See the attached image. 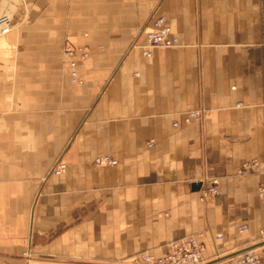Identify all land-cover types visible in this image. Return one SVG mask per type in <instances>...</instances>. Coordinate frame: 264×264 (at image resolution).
I'll use <instances>...</instances> for the list:
<instances>
[{
  "label": "crops",
  "instance_id": "obj_1",
  "mask_svg": "<svg viewBox=\"0 0 264 264\" xmlns=\"http://www.w3.org/2000/svg\"><path fill=\"white\" fill-rule=\"evenodd\" d=\"M1 14L13 28L0 37V264H131L199 234L210 263L253 244L264 0H0ZM158 16L179 45L145 58ZM65 44L88 52L79 83ZM189 111L202 121L184 126ZM213 179L219 195L202 199Z\"/></svg>",
  "mask_w": 264,
  "mask_h": 264
},
{
  "label": "built area",
  "instance_id": "obj_2",
  "mask_svg": "<svg viewBox=\"0 0 264 264\" xmlns=\"http://www.w3.org/2000/svg\"><path fill=\"white\" fill-rule=\"evenodd\" d=\"M23 2L25 0H22ZM13 28L12 19L7 14L0 15V37L6 36ZM179 45V40L172 34L171 28L168 26L164 17L158 16L152 20L151 28L144 34V45L142 47V55L150 58L155 49L173 48ZM63 55L67 59L69 66V74L72 82L79 83L77 75L78 62L84 61L88 57L87 50L80 46L74 47L65 44L63 47ZM203 119L202 111H189L184 114L182 123L188 126L193 123H200ZM173 127L177 128L178 123L174 122ZM95 166H115L117 161L110 156H99L93 159ZM257 160L243 163L237 170L240 175L248 173L250 170L258 168ZM65 170V164L57 160L51 168L50 174L54 176L61 175ZM201 198L207 196H218V181L213 179L209 185L200 191ZM258 198L264 204V187L259 188ZM248 231L246 224H240L236 228L238 235H243ZM203 234L189 236L185 239L172 242L169 245L168 252L162 257H155L148 253H142L131 260V264H260L259 248L264 245V227L260 228L255 236L252 245L239 250L237 254L227 257L217 258L215 261L206 263L202 258L204 245L202 242ZM221 234L215 235V239L220 240Z\"/></svg>",
  "mask_w": 264,
  "mask_h": 264
},
{
  "label": "rangeland",
  "instance_id": "obj_3",
  "mask_svg": "<svg viewBox=\"0 0 264 264\" xmlns=\"http://www.w3.org/2000/svg\"><path fill=\"white\" fill-rule=\"evenodd\" d=\"M8 15V14H7ZM8 16H10V15H8ZM205 198H209V196H207V197H205ZM204 198V199H205ZM261 247V246H260ZM243 249V248H242ZM242 249H240V250H242ZM239 251H237L235 254H237ZM258 252H259V250H258Z\"/></svg>",
  "mask_w": 264,
  "mask_h": 264
}]
</instances>
